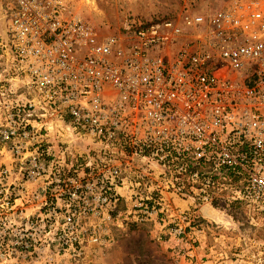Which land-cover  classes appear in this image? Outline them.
Segmentation results:
<instances>
[{
    "label": "built area",
    "instance_id": "2783aa9c",
    "mask_svg": "<svg viewBox=\"0 0 264 264\" xmlns=\"http://www.w3.org/2000/svg\"><path fill=\"white\" fill-rule=\"evenodd\" d=\"M0 6V264H95L125 221L183 244L207 206L264 221V0L117 34Z\"/></svg>",
    "mask_w": 264,
    "mask_h": 264
},
{
    "label": "rangeland",
    "instance_id": "374dc122",
    "mask_svg": "<svg viewBox=\"0 0 264 264\" xmlns=\"http://www.w3.org/2000/svg\"><path fill=\"white\" fill-rule=\"evenodd\" d=\"M96 30L117 34L124 27L152 21H180L184 15L210 12L222 0H65ZM183 244L165 237L153 224L115 223L95 264H185L184 251L195 248L201 264H264V221L250 223L242 205L203 207ZM201 233H197L196 230Z\"/></svg>",
    "mask_w": 264,
    "mask_h": 264
},
{
    "label": "bare ground",
    "instance_id": "6f19581e",
    "mask_svg": "<svg viewBox=\"0 0 264 264\" xmlns=\"http://www.w3.org/2000/svg\"><path fill=\"white\" fill-rule=\"evenodd\" d=\"M87 3L89 4V5H92V2L90 1V0H87ZM1 14H2V16H1ZM0 18H4V14H3V12H1V10H0ZM4 26V25H3Z\"/></svg>",
    "mask_w": 264,
    "mask_h": 264
},
{
    "label": "water",
    "instance_id": "95a60500",
    "mask_svg": "<svg viewBox=\"0 0 264 264\" xmlns=\"http://www.w3.org/2000/svg\"><path fill=\"white\" fill-rule=\"evenodd\" d=\"M0 10H1V6H0ZM1 12H2V10H1ZM1 16H2V14H1ZM1 16H0V17H1ZM0 19H2V20H3V18H0Z\"/></svg>",
    "mask_w": 264,
    "mask_h": 264
}]
</instances>
